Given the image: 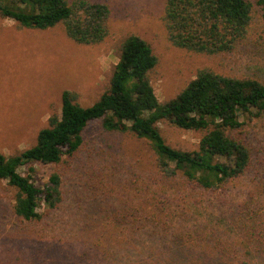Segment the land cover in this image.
<instances>
[{"label": "rangeland", "instance_id": "1", "mask_svg": "<svg viewBox=\"0 0 264 264\" xmlns=\"http://www.w3.org/2000/svg\"><path fill=\"white\" fill-rule=\"evenodd\" d=\"M93 1L108 3L111 16L107 37L92 44L70 38L63 24L32 29L0 14V152L35 145L49 116L61 112L65 90L92 105L109 87L121 45L133 33L159 58L150 77L160 100L176 96L202 69L264 82V20L256 0L246 37L221 54L174 45L166 0ZM160 128L169 145L183 150L197 149L203 135L167 121ZM242 135L252 146V171L230 190L212 192L162 178L147 139L91 122L74 156L21 169L39 184L61 175L63 200L55 209L42 206L41 219L18 217L17 190L0 181V264H264V195H257L264 115L248 121Z\"/></svg>", "mask_w": 264, "mask_h": 264}, {"label": "trees", "instance_id": "2", "mask_svg": "<svg viewBox=\"0 0 264 264\" xmlns=\"http://www.w3.org/2000/svg\"><path fill=\"white\" fill-rule=\"evenodd\" d=\"M256 3L264 20V0ZM252 9L251 0H166L164 20L174 45L221 54L232 51L246 37ZM0 14L32 29L63 24L70 38L92 44L109 34L111 9L108 3L93 0H0ZM158 62L145 38L129 35L121 45L109 87L92 105L83 106L75 91L65 90L61 112L49 116L35 145L14 155L0 152V181L17 190L13 210L18 217L41 219L42 206L55 209L63 200L59 172L39 184L21 169L33 163L60 164L74 156L93 121H101L109 131L131 132L150 141L157 171L164 179L183 178L193 188L216 192L230 190L252 171V146L241 133L248 121L264 115V82L202 69L176 96L160 100L150 77ZM164 121L203 132L198 148L169 145L160 128ZM34 170L31 166L30 171ZM257 190V195H264V181Z\"/></svg>", "mask_w": 264, "mask_h": 264}]
</instances>
